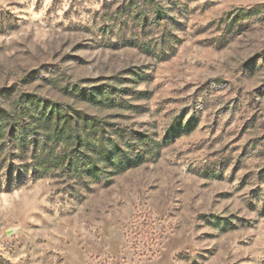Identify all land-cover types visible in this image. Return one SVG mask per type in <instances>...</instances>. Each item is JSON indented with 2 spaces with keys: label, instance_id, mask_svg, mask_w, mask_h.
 I'll return each mask as SVG.
<instances>
[{
  "label": "rangeland",
  "instance_id": "rangeland-1",
  "mask_svg": "<svg viewBox=\"0 0 264 264\" xmlns=\"http://www.w3.org/2000/svg\"><path fill=\"white\" fill-rule=\"evenodd\" d=\"M27 95L94 118L97 163L3 137L0 264H264V0H0V103Z\"/></svg>",
  "mask_w": 264,
  "mask_h": 264
},
{
  "label": "trees",
  "instance_id": "trees-1",
  "mask_svg": "<svg viewBox=\"0 0 264 264\" xmlns=\"http://www.w3.org/2000/svg\"><path fill=\"white\" fill-rule=\"evenodd\" d=\"M24 115L29 120L23 119ZM87 124L96 130L98 122L85 113L34 95L25 96L14 108L6 109L0 103V155L7 140L3 142V137L12 135V145L35 166L47 169L59 165L77 177L89 176L97 162L84 150L87 145L81 127Z\"/></svg>",
  "mask_w": 264,
  "mask_h": 264
}]
</instances>
